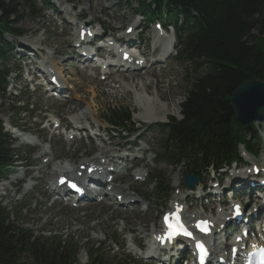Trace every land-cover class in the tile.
Segmentation results:
<instances>
[{
  "label": "trees",
  "instance_id": "1",
  "mask_svg": "<svg viewBox=\"0 0 264 264\" xmlns=\"http://www.w3.org/2000/svg\"><path fill=\"white\" fill-rule=\"evenodd\" d=\"M167 3L175 8L180 6L188 15L190 10L196 11L210 23L198 24L196 18V34L186 52L195 65V75L186 85L185 103L181 106L183 120L172 119L168 126L166 155L169 159L172 155L170 161L179 163L202 154L200 161L205 164L236 158L240 143L253 150L254 146L246 140L256 131L235 122L231 99L242 84L255 79L264 81V0H167ZM12 6V0H0V93L7 75L3 63L9 45L5 36L21 34L9 27L8 20L18 16ZM129 119L128 108H114L109 114L111 123L123 124ZM171 149L176 152L168 155ZM11 161L9 148L0 136V180L7 175ZM6 221V212L0 208V264H22L21 256L28 251L40 264H69L72 250L66 251L61 242L31 243L27 234L15 233Z\"/></svg>",
  "mask_w": 264,
  "mask_h": 264
},
{
  "label": "rangeland",
  "instance_id": "2",
  "mask_svg": "<svg viewBox=\"0 0 264 264\" xmlns=\"http://www.w3.org/2000/svg\"><path fill=\"white\" fill-rule=\"evenodd\" d=\"M13 1L14 3L12 8L17 12L18 16H16L15 18H10L8 20L10 28H16L20 32H23V36L26 37H34L37 39L46 38V36L41 32V29L43 28L42 24L38 19L34 18L31 13L32 6L35 7L36 10L40 9L41 6L38 3L39 0H29L28 4L27 0ZM100 2H102V0ZM92 8H94V10L91 11L92 13H94L97 8L103 10V3L102 6L97 5L96 7L94 5L92 6ZM0 16H2L1 11ZM7 40L15 42L13 38H7ZM59 48L65 54V44H62V46H59ZM61 60H69V58L67 56H64ZM17 64L18 62H16V65ZM188 67L189 66L187 64H181L180 62H177L175 70L163 75L162 78L156 76L153 73L154 76L151 78H154L155 80L152 82L151 87L145 86L146 91L142 89L144 81L141 83L142 79L136 78L134 76H126L127 81L125 82V84H128V89H120V91L118 92H112L104 87H96L95 85L86 84L85 80L87 78L85 79L84 76L77 75L74 77V79L75 82H77L78 87H80V89L82 90V93L74 95L72 101L64 106H53L51 104L50 108L52 111L60 112L64 117H67L70 111L77 109L76 113L73 115L84 112L86 114L90 113L91 116L88 117L94 118V113L96 114V118L102 120L109 108L128 107L130 108V110L132 109L138 113H141L142 109L139 108L138 102L147 104V102H152L154 98L158 99V97H160L162 101H160V99L158 100L159 104H161V108L160 106H157L156 112L162 113L161 115L164 116V111L167 110V108H170L171 112L167 117H175L177 119H181L180 112L177 113V111L180 110V105L185 101V94L187 93L186 85L194 77V75H192L191 79L186 80L187 77L193 74L192 72H186L188 70ZM14 78V75L10 76L9 79L11 83H13ZM79 78H82L83 81L78 80ZM157 80H160V87L162 88H157ZM136 85H138L137 88H135ZM139 94L145 97V101L147 102H141L140 100L136 101L135 95L137 96ZM2 110L7 112V107L0 106V111ZM160 119H162V117H160ZM150 140L153 144L152 151L160 153L162 150L161 144H157V141L160 142L161 140L160 134L157 133L156 135H152L150 137ZM116 143H118V141H116ZM13 147V149L15 150L17 146L13 145ZM84 153L85 151H80L77 155L76 160L82 161V154ZM102 155H104V153ZM162 167H164V162H162L160 165V168ZM181 169L182 174L184 169ZM52 170H55V167H52ZM48 172H50V170L47 171L46 174H41V176L45 178V181L47 179ZM155 174H157L156 171ZM167 180L171 183V179ZM132 183L133 186L131 190L136 191L141 198H145L147 200V194L154 193L153 191H151V187H149L148 181L140 184V186L139 184L135 185L134 182ZM3 194L5 193L0 192L1 196H3ZM9 197H11V195L6 196V198ZM18 199H15L14 201ZM50 199L51 197H39V201L45 200L51 202ZM14 201L4 200V204H8V202L12 203ZM153 201L154 200H151L150 203H152ZM159 205L160 206L156 205L158 207L155 208V210L158 212H160L164 207L170 208L171 206V204L164 202H160ZM103 206L107 205L104 203L94 205L93 207L88 209L90 211L87 212L88 215L86 217H81V215L85 214V211H81L84 213L77 214L75 212H72L69 208H60L58 205H54L50 206L51 209H49L47 206L41 204L36 209L34 207V210H32L34 214L33 221L37 222V224H32L31 222L26 221L30 216L28 215L24 216V221H17L16 226L22 230H25L26 232L33 234L37 239L44 240V244L48 245L55 241L61 242V246L65 248L66 251H73L74 257L69 258V264H79V259L81 257L85 258V254L90 256V253L93 251V249H98L96 253L98 254L100 251L99 256L105 257V261H108L104 264H118L111 261H114V258L116 257L114 253H116V251L118 250L119 243L115 245L111 242L104 243V241L108 239V237L111 236L115 232V230L123 228V223L130 218L133 219L135 215L136 219L134 221L126 222L128 228H134L135 230H137L138 228H140L139 224L141 222L144 223V226H152L155 223L159 225V222L156 219L157 214L156 211H153L152 214H148L144 218L142 216H138L137 214H134L133 217V215L131 216L130 214H125L121 211L115 212L114 209ZM13 220H15V218H13ZM104 221H106V223H103ZM42 231H45V237L42 236ZM116 235L119 237L123 236V234H121L120 232H117ZM22 264L40 263L33 259L31 256L24 255Z\"/></svg>",
  "mask_w": 264,
  "mask_h": 264
},
{
  "label": "water",
  "instance_id": "3",
  "mask_svg": "<svg viewBox=\"0 0 264 264\" xmlns=\"http://www.w3.org/2000/svg\"><path fill=\"white\" fill-rule=\"evenodd\" d=\"M237 122L248 128L253 122L264 121V82L251 81L238 88L232 97Z\"/></svg>",
  "mask_w": 264,
  "mask_h": 264
},
{
  "label": "bare ground",
  "instance_id": "4",
  "mask_svg": "<svg viewBox=\"0 0 264 264\" xmlns=\"http://www.w3.org/2000/svg\"><path fill=\"white\" fill-rule=\"evenodd\" d=\"M90 3H91V6H90V10L91 11H93L94 10V8H92V6H94V3H93V1L92 0H88ZM101 0H99L98 1V4L97 5H101L102 6V2H100ZM126 38V37H125ZM42 40H40V41H38V43L39 42H41ZM54 50V52L55 53H58L59 52V49H53ZM150 77H153L154 76V74L153 73H150V75H149ZM86 79V78H85ZM140 79H143V78H140ZM125 80L123 79V76L122 77H120L119 78V81L117 82V84H119V88L122 90H126V86H125ZM157 82H158V84H157V88H162V87H160L161 86V83H160V80H157ZM156 82V83H157ZM142 83V82H141ZM116 84V85H117ZM140 86V85H139ZM145 86L146 87H151V83H146V82H144L143 83V86H142V89L143 90H145L146 91V89H145ZM138 87V85H136L135 86V88H137ZM129 88V87H128ZM164 94V93H163ZM158 95V94H157ZM138 96V97H137ZM135 95V97H136V101H141V102H147V101H145V97H143L141 94H139V95ZM158 99H160V97H158ZM157 98H154V100H152V102H147V104H145V103H140V102H138V106H139V108L140 109H142L143 111H145V114H146V117L144 118V119H150V120H152V117H155L156 119H160V117H156L155 116V112H156V107L157 106H160V108H161V104H159V100H158ZM160 101H162L161 99H160ZM149 106V107H148ZM163 109V108H162ZM170 112H171V109L170 108H167V110H165L164 111V117L165 118H167V116L170 114ZM144 115V114H143ZM105 155V154H104ZM118 158H120V159H123V160H125V157H121V156H119ZM114 162H116L115 160H114ZM130 186V185H129ZM134 188V187H133ZM82 263H84L85 262V258L83 257L82 258Z\"/></svg>",
  "mask_w": 264,
  "mask_h": 264
},
{
  "label": "snow or ice",
  "instance_id": "5",
  "mask_svg": "<svg viewBox=\"0 0 264 264\" xmlns=\"http://www.w3.org/2000/svg\"><path fill=\"white\" fill-rule=\"evenodd\" d=\"M73 187H75L73 185ZM238 211V209H237ZM177 220V223L175 226L169 224V228L172 230L171 233H170V237L173 236V235H177V234H183V235H191V233L187 232L186 229H184L183 225L179 223V218L177 217L176 218ZM201 227V230H204V231H207V228L205 225H200ZM200 248H201V251H205V249L203 248V245H200ZM257 255H259L260 257V264H264V249H260L259 252L257 253Z\"/></svg>",
  "mask_w": 264,
  "mask_h": 264
}]
</instances>
